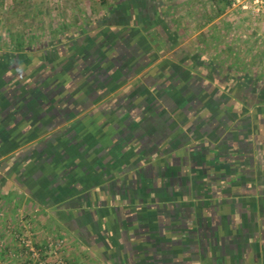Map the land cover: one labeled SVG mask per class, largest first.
Returning <instances> with one entry per match:
<instances>
[{"label": "crops", "instance_id": "0c3cea01", "mask_svg": "<svg viewBox=\"0 0 264 264\" xmlns=\"http://www.w3.org/2000/svg\"><path fill=\"white\" fill-rule=\"evenodd\" d=\"M211 2L0 0V259L264 264V17Z\"/></svg>", "mask_w": 264, "mask_h": 264}, {"label": "built area", "instance_id": "2783aa9c", "mask_svg": "<svg viewBox=\"0 0 264 264\" xmlns=\"http://www.w3.org/2000/svg\"><path fill=\"white\" fill-rule=\"evenodd\" d=\"M227 1L232 9L246 11L253 16H264V0ZM14 236L18 248L10 259L1 256L0 264H69L60 251L61 241L50 237L45 243L37 242L28 222H25ZM3 247L4 240L0 236V250Z\"/></svg>", "mask_w": 264, "mask_h": 264}, {"label": "rangeland", "instance_id": "374dc122", "mask_svg": "<svg viewBox=\"0 0 264 264\" xmlns=\"http://www.w3.org/2000/svg\"><path fill=\"white\" fill-rule=\"evenodd\" d=\"M111 1H116V0H111ZM168 2H173V1H175L176 3H185V5L186 4H190V3H193V2H195V1H199L200 2V4L202 3V11L205 13H207V14H213L214 15V12H215V8H212V2H211V0H167ZM208 4L211 6H208ZM185 10H186V7H181V9H179V12H185ZM205 13V14H206ZM253 16V15H252ZM264 17V16H263ZM261 21H263V22H261L260 24H261V26L259 25V24H256V23H254V22H250V21H243L241 24H240V30H244L245 31V33H246V35H247V37H245L244 39H245V41H247V43H246V45H247V47L248 46H254V44H253V41L252 40H250L249 38H248V35H252L253 36V32L255 31V30H264V20H261ZM235 26V25H234ZM229 29L231 30V31H234L235 30V28L232 26V28H231V26L229 27ZM248 32V33H247ZM233 35V34H232ZM232 37H234V36H232ZM232 37H230V40H229V42H232L233 40H232ZM235 40V39H234ZM262 40H263V43H262V45H264V38H262ZM250 54V53H249ZM253 54H251V56H252ZM263 56H264V52H263Z\"/></svg>", "mask_w": 264, "mask_h": 264}, {"label": "trees", "instance_id": "16d2710c", "mask_svg": "<svg viewBox=\"0 0 264 264\" xmlns=\"http://www.w3.org/2000/svg\"><path fill=\"white\" fill-rule=\"evenodd\" d=\"M102 2H105V0H101ZM226 1V3L229 5V3H228V1L227 0H225Z\"/></svg>", "mask_w": 264, "mask_h": 264}]
</instances>
